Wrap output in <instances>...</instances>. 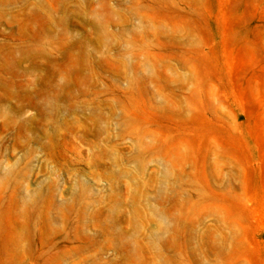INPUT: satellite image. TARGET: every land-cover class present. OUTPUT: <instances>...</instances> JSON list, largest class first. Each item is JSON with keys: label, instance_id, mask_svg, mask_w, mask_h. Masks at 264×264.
I'll return each instance as SVG.
<instances>
[{"label": "rangeland", "instance_id": "rangeland-1", "mask_svg": "<svg viewBox=\"0 0 264 264\" xmlns=\"http://www.w3.org/2000/svg\"><path fill=\"white\" fill-rule=\"evenodd\" d=\"M0 264H264V0H0Z\"/></svg>", "mask_w": 264, "mask_h": 264}]
</instances>
